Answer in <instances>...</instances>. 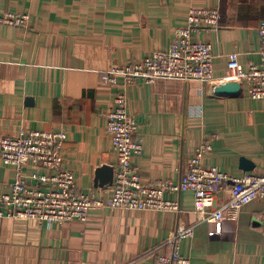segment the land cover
Listing matches in <instances>:
<instances>
[{
    "label": "crops",
    "instance_id": "obj_1",
    "mask_svg": "<svg viewBox=\"0 0 264 264\" xmlns=\"http://www.w3.org/2000/svg\"><path fill=\"white\" fill-rule=\"evenodd\" d=\"M191 8H218L219 26L192 38L211 44L212 80L104 81L107 71L154 51H167ZM29 15L28 28L0 25V135L21 130L64 131L63 166L76 187L107 199L94 184L97 168L111 165L103 113L124 90L137 122L142 153L133 159L145 185L177 183L192 153L207 144L201 164L240 176L264 172V98L241 87L218 94L229 54L246 69L259 63L257 28L264 0H0V13ZM251 163L243 170L240 159ZM23 174L37 170L27 162ZM0 165V194L14 180ZM31 183L34 184L33 181ZM220 195V198H223ZM180 211L92 206L87 220L46 225L33 218H0V264H153L177 225L195 224L179 251L190 264H264V199L241 207L236 220L196 223L190 191L166 192Z\"/></svg>",
    "mask_w": 264,
    "mask_h": 264
},
{
    "label": "built area",
    "instance_id": "obj_2",
    "mask_svg": "<svg viewBox=\"0 0 264 264\" xmlns=\"http://www.w3.org/2000/svg\"><path fill=\"white\" fill-rule=\"evenodd\" d=\"M27 13H0V25L28 28ZM218 8H191L186 25L175 29V39L167 51H154L125 66L109 69L104 81L123 85L137 79L153 82L156 79L212 80L214 54L211 44L196 41L193 33L214 29L220 24ZM259 63L246 69L238 62L237 52L229 54L226 75L221 83L238 82L253 99L264 98V19L257 28ZM105 129L110 136L111 150L116 156L113 179L107 199L76 187L72 172L63 166L64 131L21 130L13 136L0 135V165L12 166L15 175L9 191L0 194V218H33L50 225L72 220L85 222L92 206L111 209L171 211L179 213L175 201L163 198L166 192L190 191L196 223L236 220L242 206L255 199H264V172L233 176L216 166L201 164L203 153L209 149L201 144L188 158L183 177L177 183L158 181L142 183L133 159L141 155L142 145L137 137V122L126 108L124 90H118L112 108L103 114ZM27 162L37 170L23 174ZM31 181L34 182L31 183ZM223 195V198H220ZM195 224L177 225L160 244L164 254L155 255L153 264H190L189 257L179 251L181 239L194 235Z\"/></svg>",
    "mask_w": 264,
    "mask_h": 264
},
{
    "label": "water",
    "instance_id": "obj_3",
    "mask_svg": "<svg viewBox=\"0 0 264 264\" xmlns=\"http://www.w3.org/2000/svg\"><path fill=\"white\" fill-rule=\"evenodd\" d=\"M240 90V84L238 82H225L220 85H218L215 88V91L218 94L222 95H230V96H235L238 95ZM241 163L240 167L243 168V170H251L252 169V164L247 162L245 159L241 158L240 159ZM95 180L94 184L97 186H102V185H110L113 179V167L111 165H103L99 168H97L96 173H95Z\"/></svg>",
    "mask_w": 264,
    "mask_h": 264
}]
</instances>
